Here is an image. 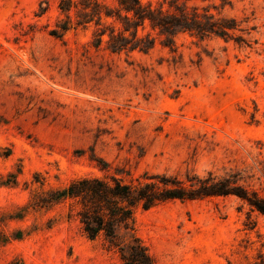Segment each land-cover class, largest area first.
Returning <instances> with one entry per match:
<instances>
[{
	"label": "rangeland",
	"instance_id": "rangeland-1",
	"mask_svg": "<svg viewBox=\"0 0 264 264\" xmlns=\"http://www.w3.org/2000/svg\"><path fill=\"white\" fill-rule=\"evenodd\" d=\"M180 2L238 30H179L172 52L147 28L149 53H113L106 26L62 31L61 0H0V264H123L71 201L43 204L75 179L237 175L264 198V0ZM135 227L155 264H264V215L234 195L140 210Z\"/></svg>",
	"mask_w": 264,
	"mask_h": 264
},
{
	"label": "trees",
	"instance_id": "trees-1",
	"mask_svg": "<svg viewBox=\"0 0 264 264\" xmlns=\"http://www.w3.org/2000/svg\"><path fill=\"white\" fill-rule=\"evenodd\" d=\"M59 8L68 20L61 27L63 32L69 30L74 20L77 26L84 28L93 22L102 29L106 26L105 29L110 30L107 45L113 53L135 50L149 53L155 39L151 34H144L147 28L160 31L172 52H176L174 37L179 30L201 39L213 34L232 39L238 30L235 20L214 21L212 16L203 15L197 7L189 8L180 0H165L159 7L142 0H61ZM42 14H46V10ZM102 29L96 33L99 45L107 36V31ZM53 36L60 37V31L55 30ZM235 40L248 44L240 36ZM98 167L105 170L101 163ZM236 177L217 179L211 173L206 179H188V186L177 178L158 175L132 182L114 176L109 179L85 177L73 180L64 190L52 192L50 200L43 204L71 201L74 216L88 239H102L123 264H155L148 248L137 237L135 214L174 200L184 202L234 195L264 215V198L240 186Z\"/></svg>",
	"mask_w": 264,
	"mask_h": 264
}]
</instances>
